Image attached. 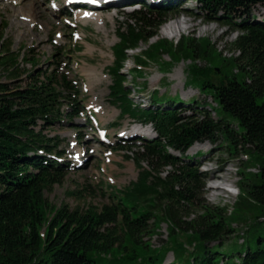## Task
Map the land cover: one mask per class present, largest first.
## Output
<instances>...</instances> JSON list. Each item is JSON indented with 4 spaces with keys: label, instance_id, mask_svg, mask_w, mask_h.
I'll use <instances>...</instances> for the list:
<instances>
[{
    "label": "trees",
    "instance_id": "16d2710c",
    "mask_svg": "<svg viewBox=\"0 0 264 264\" xmlns=\"http://www.w3.org/2000/svg\"><path fill=\"white\" fill-rule=\"evenodd\" d=\"M193 1L205 21L238 32L229 43V55H216L219 67L231 71L219 68L212 81V68L191 65L194 84L214 105L184 102L182 107L178 100L160 105L164 98L155 92L148 105L134 102L121 73L127 50L142 43L134 57L136 66L169 51L174 58L185 56L193 62L213 56L202 38L147 43L167 15L181 9L182 0L140 2L128 14L129 21L115 30L106 99L118 110V118L149 125L153 136H138L137 144L117 142L116 149L130 150L132 156L125 157L133 161L137 175L98 206H55L44 196L61 181L68 163L62 159L60 141L42 130L54 122L71 121L83 110L76 88L63 73H35V64L22 73L19 54L9 45L1 48L5 79H0V264H163L169 251L172 259L167 264H264V227L250 231V221L256 224L262 217L243 223L240 233L231 225L242 223V215L253 210L264 217V17L251 14L255 5L264 8V0ZM22 74L25 84H14ZM184 108L195 113L185 115ZM217 136L229 153L251 156L257 166L249 183H239L229 213L201 197L198 167L191 159L201 152L184 157L193 143L213 144ZM247 175L242 179L249 181ZM159 223L167 229V240L152 247L144 238L155 234ZM234 236L238 243L230 240L220 247L223 239Z\"/></svg>",
    "mask_w": 264,
    "mask_h": 264
},
{
    "label": "rangeland",
    "instance_id": "374dc122",
    "mask_svg": "<svg viewBox=\"0 0 264 264\" xmlns=\"http://www.w3.org/2000/svg\"><path fill=\"white\" fill-rule=\"evenodd\" d=\"M20 1L0 2V29L3 39L0 41V51L2 47L9 45L10 51L19 54L18 69L22 73L33 70V65L30 64H35V73L43 75L52 71L55 75L60 73L66 75L76 88V99L83 108L71 121L54 122L42 130L47 136L55 137L57 143L60 141L58 145L63 151L62 159L68 163V169L61 181L45 191L44 196L55 206L61 204H67L71 208H83L88 204L98 206L109 199V193L114 189L127 185L137 175L133 161L125 157L132 156L130 150L116 149L117 141L121 138H131L128 141L134 140L137 144L135 136L141 135L146 138L153 136V130L149 125H139L126 116L118 118V110L106 99L110 84L108 67L113 60L111 48L117 41L115 30L117 26L129 21L128 14L139 5L115 7L117 3L112 2L104 8H95L93 11L104 18L103 22L96 23L76 18L77 12L73 6L62 4V0H31L34 7L30 12L32 19L25 20L27 18L22 14L26 12L27 4L24 2L20 4ZM179 7L181 9L167 15L165 22L157 28L155 36L147 43L157 39H165L170 43L181 37L202 38L208 44V50L213 57L193 62L184 58L185 56L174 58L169 51L161 54L159 60H148L145 66H136L134 57L142 49V43L135 49L127 50V58L121 73L125 77L124 86L129 92V97L136 103L148 105L150 95L155 92L159 98H164L160 105L176 100L182 104L185 102L190 105H214L211 97L194 84L189 69L194 64L204 69L212 68L214 73L208 74V79L212 81L220 69L225 72L231 71L229 67L227 70L219 67L220 58L216 55L218 53L224 57L229 55V43L238 32L219 22L205 21L195 8L193 0H182ZM111 14L113 18L109 19ZM251 14L256 18L264 17L263 6L255 5ZM178 19L189 20L191 27L167 36L163 32L164 28L168 23ZM133 69L139 72L136 74ZM199 78L202 79L201 76ZM0 79H5L2 71ZM25 79V74H22L14 79L13 83L23 86ZM189 113L193 114L195 111L184 108L183 114ZM113 122L115 124L112 127L108 126ZM98 130H103L104 134L99 135ZM196 152H201V156L191 157ZM184 155L185 158L191 157L198 167L202 199L209 205L226 207L227 213L232 211L237 199L239 183L242 186L245 182L249 183L252 180L250 174H255L257 170L253 157L242 155V152L229 153L225 141L220 136H217L213 144L208 141L193 143ZM222 166L227 169L229 182L223 184L225 189L223 194L211 197L213 192L209 186L215 181L210 180L207 172L214 169L216 174L222 177L225 172ZM243 173H249L247 175L249 181L242 179ZM256 215L262 218L258 219L256 224L250 221V231L264 227V217L257 210H253L242 215V223L239 221L240 224H235L238 221H234L231 224L236 230L235 233H240L243 223L248 224V220ZM157 226L155 234L145 235L144 238L152 247L159 245L161 240H167L164 223ZM230 240L238 243L240 239L236 236L233 239L225 238L220 242V247ZM235 242L231 245L232 251L237 250ZM171 259L172 253L169 251L163 258V264L169 263Z\"/></svg>",
    "mask_w": 264,
    "mask_h": 264
},
{
    "label": "bare ground",
    "instance_id": "6f19581e",
    "mask_svg": "<svg viewBox=\"0 0 264 264\" xmlns=\"http://www.w3.org/2000/svg\"><path fill=\"white\" fill-rule=\"evenodd\" d=\"M3 2L4 0H0V2ZM28 1V2H27ZM21 0L20 1V4L22 3V2H24V4H27L26 6V12L24 13V14H22V15H24L27 19H25V20H28V18H29V20H31L32 18V15L30 14V12L32 11V9L34 8V7H32V1L31 0ZM80 7H82V8H84V9H75V12H77V13H75V17L76 18H83L82 20L84 21V22H87V21H94V22H96V23H98V22H103V20H104V18L102 17V15H100V14H96L95 13V11H93V9H95V8H100V7H105V4L104 3H102V2H97V3H94V4H92V3H88V2H84V3H80V4H78ZM109 5V4H108ZM113 5V4H112ZM25 8V7H24ZM113 18V15L111 14L110 16H109V19H112ZM175 21V22H174ZM174 21H172V22H174V23H172V22H170V23H168L166 26L167 27H165L164 28V30H163V32L168 36V35H170V34H177V33H180V32H182L183 30H185V29H187V28H189V27H191V25H189L190 23H189V20H186V19H178L177 21L176 20H174ZM32 22V21H31ZM172 23V24H171ZM170 24V25H169ZM207 30H210V29H207ZM171 37V36H170ZM95 72H96V70H95ZM93 87V86H92ZM95 88V87H94ZM222 169H224V173H223V176L222 177H220V176H218L217 174H216V170H214V169H210V170H208V175L210 176V180H212V181H215V183H212V184H210V186H209V189L213 192L212 193V195H211V197H215V196H217L218 197V195H220V194H223L225 191V189H224V186H223V184L224 183H226V182H229V176L227 175V169H226V167L225 166H222ZM229 173V172H228Z\"/></svg>",
    "mask_w": 264,
    "mask_h": 264
}]
</instances>
